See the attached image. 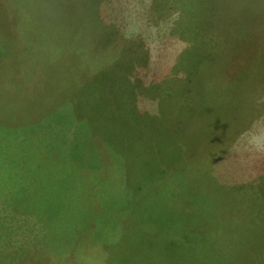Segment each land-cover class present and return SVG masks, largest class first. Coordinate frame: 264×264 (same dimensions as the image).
Masks as SVG:
<instances>
[{"label":"rangeland","instance_id":"obj_1","mask_svg":"<svg viewBox=\"0 0 264 264\" xmlns=\"http://www.w3.org/2000/svg\"><path fill=\"white\" fill-rule=\"evenodd\" d=\"M0 86V264H264V0H0Z\"/></svg>","mask_w":264,"mask_h":264},{"label":"trees","instance_id":"obj_2","mask_svg":"<svg viewBox=\"0 0 264 264\" xmlns=\"http://www.w3.org/2000/svg\"><path fill=\"white\" fill-rule=\"evenodd\" d=\"M48 4V3H47ZM47 4H45L46 6H47ZM46 6H45V12L44 13H42L43 14V18L42 19H38L37 18V22L39 23V22H41L42 23V21H43V19H45V18H48V15H47V11H48V9H46ZM37 17H38V13H37ZM45 23V22H44ZM50 26H52V25H49L48 26V28H47V31L49 32V28H52V27H50ZM52 51H53V49H52ZM66 50H63V51H60L59 50V57L61 56V54H63L64 52H65ZM42 58H44V56H42ZM65 66V65H64ZM67 67V66H66ZM44 69H46V66H44L43 67V70ZM164 69L163 68H161L160 69V71H163ZM55 83V82H54ZM54 83H51L50 85H48V92H51L52 93V88H51V86L54 84ZM83 87H84V85L82 84V83H78V85L77 84H73V83H71V82H67V92H68V94L69 95H71L72 94V96L74 95V92L75 93H77V92H80L82 89H83ZM70 88V89H69ZM207 88H209V86H201V87H198V86H194L193 87V85L192 84H185V83H181L180 85H179V87H178V92H177V94L176 95H178L179 97H182V98H189L190 99V97H191V99H190V102L189 103H191L192 102V97L193 96H197V95H200V94H203V93H205L208 89ZM172 89H175V87H173ZM0 92L1 93H3L2 92V89H1V86H0ZM47 92V93H48ZM155 99H157V100H159L158 98H156L155 97ZM155 99H151V103H153V106H154V102H155ZM161 102H162V108H161V113H163V114H167L166 113V111H168V107H165L164 106V102L161 100ZM169 102V98H165V103H168ZM61 103V102H60ZM158 104V103H157ZM159 104H160V101H159ZM58 107V106H57ZM56 107V108H57ZM160 108L158 107V109L157 110H159ZM55 109H53L51 112H50V114L51 113H53V111H54ZM64 109H60V112H62ZM65 110H69L70 112H71V118L69 119V124H72L74 121H76L77 123H78V121H77V113L75 112V110H72V108L70 107V105H66V108H65ZM151 110H154L155 111V107H152V109ZM156 112V111H155ZM158 112V111H157ZM183 114H185L186 116H187V119L190 121V123L192 124V125H195V127L198 129V130H205L206 129V125L205 124H198L197 125V123H195V120H193V118L187 113V110H184V111H181ZM178 114L183 118V120L184 121H186L185 119H184V117L178 112ZM158 115L160 116V117H162L161 115H160V112L158 113ZM199 115H200V111H199V114H198V117H199ZM224 116L223 115H217L216 116V119H222ZM163 118V117H162ZM147 121L149 122V123H151L152 125H154V123L156 122V120L153 118H151V119H147ZM216 121H218V120H216ZM185 124V123H184ZM55 125H57V124H55L54 123V125L53 126H55ZM197 125V126H196ZM49 126H52V125H49ZM188 127V125H186L185 127H183V128H187ZM182 128V127H181ZM180 128V129H181ZM168 130V128L166 129V131ZM10 132H11V130H10ZM153 132H156V128L155 129H153L152 131H151V133H153ZM13 133H14V131H13ZM53 133L57 136V137H59V138H61L62 137V134L61 133H55L54 132V130H53ZM191 136H187L186 137V139H185V142H184V146L185 147H182V146H180L179 144H178V138H177V135H175L174 136V138L173 137H171V136H167V137H163V138H160V139H156V140H152V146H153V149L155 150V146L157 147V152H159V153H162V154H164V153H166L167 151H169L170 153H173V154H177V156H178V159H183V160H185V159H187L190 163H194L195 162V158L193 157V155L192 154H194L195 153V150H189L188 148H191L192 147V142H191ZM179 146L180 147V151L178 152V153H174V152H172L170 149H169V147H173V146ZM75 146V145H74ZM184 150H185V152H184ZM261 161H264V159L263 160H261ZM261 161H259V162H261ZM213 162V161H212ZM260 166H263L262 165V163H260ZM251 177V176H250ZM242 178H245V176H242ZM262 180V182L264 183V176H263V178L261 179Z\"/></svg>","mask_w":264,"mask_h":264},{"label":"clouds","instance_id":"obj_3","mask_svg":"<svg viewBox=\"0 0 264 264\" xmlns=\"http://www.w3.org/2000/svg\"><path fill=\"white\" fill-rule=\"evenodd\" d=\"M247 145L256 152H264V133L256 132L247 138Z\"/></svg>","mask_w":264,"mask_h":264},{"label":"crops","instance_id":"obj_4","mask_svg":"<svg viewBox=\"0 0 264 264\" xmlns=\"http://www.w3.org/2000/svg\"><path fill=\"white\" fill-rule=\"evenodd\" d=\"M6 177L4 176L3 179H5ZM2 180V178L0 179ZM3 184V187L5 188L6 187V183H2ZM1 202H3V198H0ZM4 213V210L2 211Z\"/></svg>","mask_w":264,"mask_h":264}]
</instances>
